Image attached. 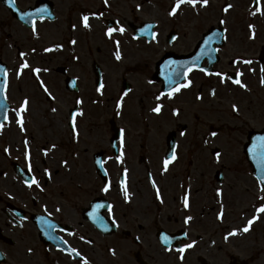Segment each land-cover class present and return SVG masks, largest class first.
<instances>
[{
  "label": "flooded vegetation",
  "instance_id": "af4514ba",
  "mask_svg": "<svg viewBox=\"0 0 264 264\" xmlns=\"http://www.w3.org/2000/svg\"><path fill=\"white\" fill-rule=\"evenodd\" d=\"M12 1L0 264H264V0Z\"/></svg>",
  "mask_w": 264,
  "mask_h": 264
},
{
  "label": "snow or ice",
  "instance_id": "6c2138e0",
  "mask_svg": "<svg viewBox=\"0 0 264 264\" xmlns=\"http://www.w3.org/2000/svg\"><path fill=\"white\" fill-rule=\"evenodd\" d=\"M8 2L11 4V3H12V0H8ZM208 2H209V0H175V4H174V6L171 8V11L169 12V15H174V14H176L177 9H179L181 5H185V4H187V5H190V6H192V7H195V6L199 3L201 6H206V5L208 4ZM228 7H231V5H228V6L224 9V11H227V10H228ZM37 11H43V10H42V9H39V10H37ZM259 11H260V8L257 7V8H256V12H259ZM252 14H255V12L252 13ZM25 15L27 16V15H31V14H25ZM22 18H23V17H22ZM88 19H89L88 16H83V17H82L83 26H84L85 28H88V27H89ZM250 27H251V26H250ZM114 30H115V29H113V28H108V29H107V34H108V35H111V33H112ZM119 30H120L121 32H123V29H122V28L119 29ZM119 58H120V57H119V53H117V59H119ZM197 59H199V57H197ZM244 63H250V61H244ZM25 67H28V65H27L26 62L23 63V64H21V66H20L21 70H22L23 68H25ZM34 71H38V70H34ZM0 73H3V75H4L5 77L7 76L6 71H4L3 69H0ZM216 75H221V74H220V73H216ZM240 75H242V73L237 72V78L233 80V83L238 84V85H240L241 87H245V85L242 84L241 81H240V79H239V76H240ZM221 79H222V82H223L224 77L221 76ZM229 79H231V78L229 77ZM190 83H191V82L189 81L188 83H186V84H184V85H182V86H183V87H188ZM261 83L264 84V78L261 79ZM97 90L99 91V89H97ZM175 91H179V88H176ZM2 93H3V87L0 86V94H2ZM169 95H171V93H169ZM198 98H199V97H198ZM27 103H28V101L25 100V101L22 103L20 109L17 111V116H18L17 123L21 125V130H23V119H22V117L20 116V113H21L22 111L26 110V105H27ZM233 110H234V111L236 110V106H235V105H233ZM153 111H155V112H159V111H160V105H157V107L154 108ZM5 119H7L6 116H5ZM0 127H2V125H0ZM73 130L75 131V126H74V124H73ZM213 135H215V133H213ZM259 140L261 141V146L264 147V137H260ZM5 151H7V149H5ZM174 158H175V156L172 157V159H174ZM168 163H169L168 160H165V161H164L165 169L167 168ZM46 171H47V170H46ZM125 171H126V170H125ZM260 179H261V181H264V176H262ZM122 183H123V182H122ZM32 184H35L37 187H39V182H38L37 180H35V178H33L32 182H31L28 186L31 187ZM107 190H108V189H107V186H106V187L104 188V191H107ZM127 196H128V194H127V192L125 191V198H126V199H127ZM184 206H185V207L188 206V201H187V197H186V196H185V199H184ZM256 212H257V214H259L260 212H264V205H261L259 208H257V209H256ZM257 218H258V215L253 216L251 219H249L248 222H247V225H246L242 230H243L244 232L249 231L250 226L252 225V223L254 222V220H256ZM188 219H191V217L186 218V221H185L186 223H187V220H188ZM232 234H235V232L230 233V235H232ZM165 242H167V241L165 240ZM190 247H192V244H186V245H184L182 248L178 249V251L181 252V253H183L184 250H185L186 248H190ZM70 251H71V252H75L76 250H75V249H70ZM76 254L79 255V253H76ZM84 264H88V262L85 260V261H84Z\"/></svg>",
  "mask_w": 264,
  "mask_h": 264
},
{
  "label": "water",
  "instance_id": "95a60500",
  "mask_svg": "<svg viewBox=\"0 0 264 264\" xmlns=\"http://www.w3.org/2000/svg\"><path fill=\"white\" fill-rule=\"evenodd\" d=\"M3 3H4V1H3ZM6 4L11 9H15V7L12 4H10L8 2ZM1 76H2V73H0V86H2V81H4V77H1ZM1 97H2V94H0V100H1ZM3 115H4V110L0 109V121L3 119ZM263 151H264V147H263ZM249 162L253 166L254 174L257 176V178H261L262 176H264V159L249 160ZM261 169L263 170V174L260 172Z\"/></svg>",
  "mask_w": 264,
  "mask_h": 264
},
{
  "label": "rangeland",
  "instance_id": "374dc122",
  "mask_svg": "<svg viewBox=\"0 0 264 264\" xmlns=\"http://www.w3.org/2000/svg\"><path fill=\"white\" fill-rule=\"evenodd\" d=\"M9 82H10L9 83L10 85H15V83H17V81L12 76L10 77V81ZM14 95H15V92L13 91V97H12V99H13V101L16 102V99H15ZM18 102H19V100L15 104L18 105Z\"/></svg>",
  "mask_w": 264,
  "mask_h": 264
}]
</instances>
